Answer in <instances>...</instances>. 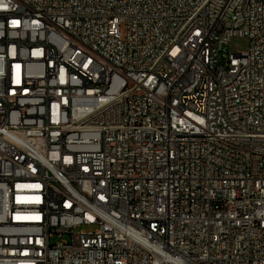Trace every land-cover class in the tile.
<instances>
[{"label": "built area", "instance_id": "2783aa9c", "mask_svg": "<svg viewBox=\"0 0 264 264\" xmlns=\"http://www.w3.org/2000/svg\"><path fill=\"white\" fill-rule=\"evenodd\" d=\"M0 264H264V0H0Z\"/></svg>", "mask_w": 264, "mask_h": 264}, {"label": "rangeland", "instance_id": "374dc122", "mask_svg": "<svg viewBox=\"0 0 264 264\" xmlns=\"http://www.w3.org/2000/svg\"><path fill=\"white\" fill-rule=\"evenodd\" d=\"M249 49V42L245 38L235 37L231 40L229 51L233 54L245 53Z\"/></svg>", "mask_w": 264, "mask_h": 264}]
</instances>
